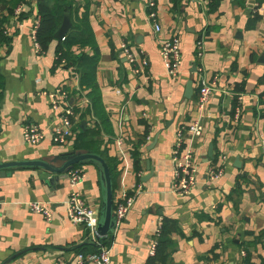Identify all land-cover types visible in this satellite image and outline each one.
Here are the masks:
<instances>
[{"label":"crops","instance_id":"1","mask_svg":"<svg viewBox=\"0 0 264 264\" xmlns=\"http://www.w3.org/2000/svg\"><path fill=\"white\" fill-rule=\"evenodd\" d=\"M87 1L106 120L89 112L75 71L55 66L57 40L37 53L38 2L27 0L21 19H8L10 45L0 46V162L49 160L72 151L101 155L110 166L114 203L136 196L110 236L112 264H264V0H220L215 9L212 0H156L155 21L150 0ZM174 37L183 57L178 78L168 76L160 57L161 42ZM124 43L138 62L148 61L144 75L125 56ZM202 80L215 88L203 117L197 108ZM62 86L79 109L67 146L52 139L62 117L52 110V96ZM198 120L205 128L191 143L198 183L182 197L172 189V151L178 130ZM26 124L46 130L40 145L26 144ZM219 156L227 158L223 174L211 180L209 168ZM80 168L85 178L77 189L99 212L98 170ZM71 191L68 172L20 168L0 177V264H77L79 253L90 252L87 228L68 219ZM36 202L51 206V223L29 211Z\"/></svg>","mask_w":264,"mask_h":264},{"label":"built area","instance_id":"2","mask_svg":"<svg viewBox=\"0 0 264 264\" xmlns=\"http://www.w3.org/2000/svg\"><path fill=\"white\" fill-rule=\"evenodd\" d=\"M156 3L154 0H150L148 3L149 16L155 21L156 12L154 8ZM22 14V6H19L15 10V18H18ZM40 22L36 24L32 32L33 41L36 46V51L41 55L42 50L37 41V31ZM157 32L161 31L160 26L155 24ZM7 34L8 31L6 30ZM65 40V38H64ZM125 56L129 59L130 63L136 65V73L138 75H144L145 69L148 67V61L142 59L138 62V56L131 51L127 43L121 46ZM200 55V54H199ZM160 57L168 76L171 78H178L180 76V69L183 66L182 47L180 39L177 37L169 40L162 41L160 44ZM139 63V64H138ZM62 65H65V61H62ZM214 83H208L205 80L200 82L199 95L197 99V108L201 117H203L211 102L212 95L215 92ZM71 94L64 86L55 90L52 96V110L62 111V117L59 124L54 128L52 132L53 143L59 146H67L73 136V129L75 120L78 118V114L74 110V106L70 105ZM241 117V109L238 108L235 114V120L238 121ZM205 128L200 120L190 124L189 126L181 127L177 132V139L172 151V162L175 169V181L173 185V191L179 196H187L191 190L196 187L198 183V164L196 162L195 151L192 144L198 138H201L204 134ZM46 137V130L39 128L34 124H26L24 127L23 138L26 144L30 146L40 145ZM227 161L225 156H219L217 161L212 163L209 168V177L211 180L219 179L223 174V168ZM70 186L72 191L70 197L66 203L67 215L69 221L75 226H84L89 232V237L92 243H95L98 247L97 250L89 254H79L77 264H112L111 244L104 246L98 243L97 228L99 223L98 212L95 211L88 203L87 199L77 189V186L83 182L85 174L82 168H71L68 171ZM136 196H125L121 200L115 203L114 213L117 218V228L124 222L128 216L133 204L135 203ZM29 211L41 215L47 223H51L54 217L51 206L47 203L36 202L28 204ZM160 231H158L159 233ZM110 236L106 237L109 238ZM158 243L153 242L150 248V256L155 257L157 253ZM245 257V254H243Z\"/></svg>","mask_w":264,"mask_h":264},{"label":"trees","instance_id":"3","mask_svg":"<svg viewBox=\"0 0 264 264\" xmlns=\"http://www.w3.org/2000/svg\"><path fill=\"white\" fill-rule=\"evenodd\" d=\"M26 1L27 0H0V46L10 45L11 38L6 32L8 19L15 14V10ZM219 1L220 0H212V9L218 6ZM37 2L40 25L36 36L42 51L48 49L49 45L56 40L55 34L63 24L65 17H70L72 26L66 33L65 40L58 41L59 45L56 50L55 66L62 65V61H65L64 67L75 71L79 77L81 91L86 94L91 102V109L89 112L92 111L94 116L105 121V109L96 76L101 56L90 24L89 2L86 0L84 6L76 5L73 0H37ZM3 8L5 10H3ZM21 15L19 16L20 19L22 17ZM76 49L80 50V53H77ZM87 49L89 52H85ZM74 110L78 114L79 109L74 107ZM217 158L218 157L214 159V162L217 161ZM76 167L79 166H75L74 168ZM165 229L166 227H163V233ZM97 241L104 246H109L111 244L110 237L97 238ZM90 246L91 249L89 253L98 249L95 243H91ZM158 248L159 244L157 251ZM89 253L81 252L79 254ZM157 255L156 253L155 257H157Z\"/></svg>","mask_w":264,"mask_h":264},{"label":"water","instance_id":"4","mask_svg":"<svg viewBox=\"0 0 264 264\" xmlns=\"http://www.w3.org/2000/svg\"><path fill=\"white\" fill-rule=\"evenodd\" d=\"M71 26L72 24L70 17L66 16L63 24L55 34V39L57 41L64 40L65 35ZM192 86L193 82H190L187 86L186 95L188 98H191L194 93ZM209 157L210 159L213 157L212 148L210 149ZM59 162L62 164L57 166ZM236 164L238 165L239 162L237 161ZM75 166H94L98 170L101 185L102 206L98 212L99 223L97 233L98 237L112 236L117 230V218L114 213V184L110 166L101 155L94 152L72 151L55 156L49 160H33L8 163L0 162V177L5 178L7 175H10L11 171L20 168H38L45 170L50 174L62 175Z\"/></svg>","mask_w":264,"mask_h":264}]
</instances>
